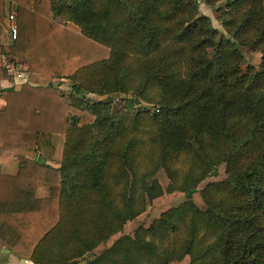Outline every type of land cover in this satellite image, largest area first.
Masks as SVG:
<instances>
[{
  "label": "trees",
  "instance_id": "trees-1",
  "mask_svg": "<svg viewBox=\"0 0 264 264\" xmlns=\"http://www.w3.org/2000/svg\"><path fill=\"white\" fill-rule=\"evenodd\" d=\"M8 13L17 37L0 51L27 81L0 92V162H19L0 172V250L32 264H264V0H225V33L197 0Z\"/></svg>",
  "mask_w": 264,
  "mask_h": 264
},
{
  "label": "crops",
  "instance_id": "crops-1",
  "mask_svg": "<svg viewBox=\"0 0 264 264\" xmlns=\"http://www.w3.org/2000/svg\"><path fill=\"white\" fill-rule=\"evenodd\" d=\"M35 0H2V15H0V47L10 43L8 36V20L7 15L9 12V5H23L25 7H32ZM17 69L26 70L27 65L16 59L14 61H8L0 51V73L4 71L5 75L0 76V92L4 88H20L18 83L14 82L13 72ZM4 101L0 98V109L4 107ZM42 158V157H41ZM53 167H57V163H49ZM19 167L17 158H10L0 162V172L8 175H15ZM37 198H44L49 196V190L46 187H38L35 192ZM4 238L8 239L9 233L7 230L2 231ZM0 250V264H24L25 259H19L9 252H3Z\"/></svg>",
  "mask_w": 264,
  "mask_h": 264
},
{
  "label": "rangeland",
  "instance_id": "rangeland-1",
  "mask_svg": "<svg viewBox=\"0 0 264 264\" xmlns=\"http://www.w3.org/2000/svg\"><path fill=\"white\" fill-rule=\"evenodd\" d=\"M197 2L199 5V12L201 14L207 15L210 18L212 25L215 28H217L220 33H225L220 21L217 18L220 10L222 9V7H224L225 0H221L215 5L217 9H215V8L213 9L210 6H208L204 2V0H197ZM239 48L245 57L246 63L252 64L256 68H258L260 65V62H261L260 53L252 51L244 45H240ZM61 80H62L61 81L62 84H61L60 88L63 90L65 96H67V94L70 93V88L68 87V79L65 78V79H61ZM120 97L121 96H116V95H112L111 97L110 96L106 97V96H99V95L91 94L87 98H89L90 100H105V99L111 98L113 100V102H112V104H113L112 105V113H116L118 108H120L122 106V101H121Z\"/></svg>",
  "mask_w": 264,
  "mask_h": 264
},
{
  "label": "built area",
  "instance_id": "built-area-1",
  "mask_svg": "<svg viewBox=\"0 0 264 264\" xmlns=\"http://www.w3.org/2000/svg\"><path fill=\"white\" fill-rule=\"evenodd\" d=\"M8 20V36L10 42L14 41L17 37V24H16V18L14 13H8L7 15ZM14 76V82L18 83V85L21 86V84L25 83L27 81V70L17 69L13 72ZM24 264H32L29 260H24Z\"/></svg>",
  "mask_w": 264,
  "mask_h": 264
},
{
  "label": "water",
  "instance_id": "water-1",
  "mask_svg": "<svg viewBox=\"0 0 264 264\" xmlns=\"http://www.w3.org/2000/svg\"><path fill=\"white\" fill-rule=\"evenodd\" d=\"M57 85H58V82L55 81V82H54V86H57ZM41 159H42L41 156H38V157H37V161H38V162H40ZM2 251H3V252H7V253L9 252L8 249H4V250H2ZM79 264H85V261H81Z\"/></svg>",
  "mask_w": 264,
  "mask_h": 264
}]
</instances>
